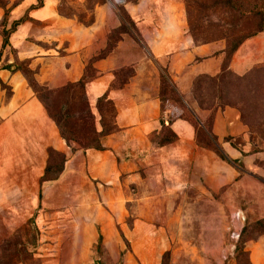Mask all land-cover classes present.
Masks as SVG:
<instances>
[{"label": "crops", "instance_id": "0c3cea01", "mask_svg": "<svg viewBox=\"0 0 264 264\" xmlns=\"http://www.w3.org/2000/svg\"><path fill=\"white\" fill-rule=\"evenodd\" d=\"M38 1L23 0L27 21L23 30L12 32L11 44L3 46L0 37V79L11 88L6 97L0 86V169L7 176L20 177L16 180L17 190L38 189L49 148L67 158L63 177L54 185H61L66 176L79 177L100 189L104 204L94 202L93 206L102 209H124L129 201L141 206L143 201L176 196L188 200L195 186L202 191L220 192L229 185L245 187L251 182L253 161L260 154H251L254 137L245 128L243 135H230L233 127H244L237 113L223 110L213 120L212 133L223 145L229 163L200 140L199 130L211 111L190 98L187 84L200 74L215 73L220 54H216L215 42H194L182 0L124 1L135 29H123L116 39L111 34L122 26L116 1L96 5L90 24L60 14L57 0H42L41 5L32 7ZM33 17L41 21L38 27L47 33L48 45L22 48L23 52L15 56L13 49L30 37V31L25 32L24 28L32 27L29 19ZM16 58L28 59L36 80L53 90L79 81L90 65L93 76L86 83L85 92L98 131L102 130L99 98L107 97L115 110V130L102 137V149L84 150L73 143V151L23 72L3 68ZM165 68L181 96L183 109L174 118L168 116L173 109L163 107ZM184 109L192 117L184 115ZM163 118L169 131L163 130ZM234 160L242 161L246 168L239 169ZM61 187L65 189L64 185ZM66 203L74 207L73 202L61 204ZM106 213L108 216L103 217L104 212H93L94 216L86 221L78 212L59 210L51 216L43 213L39 224L47 228L50 241L46 247L65 246L70 252L63 257L67 264H99L94 248L102 239L105 253L119 261L126 236L116 229L119 221L109 211ZM245 248L251 264H264V234L247 240ZM56 261L58 257H51L52 263Z\"/></svg>", "mask_w": 264, "mask_h": 264}, {"label": "rangeland", "instance_id": "374dc122", "mask_svg": "<svg viewBox=\"0 0 264 264\" xmlns=\"http://www.w3.org/2000/svg\"><path fill=\"white\" fill-rule=\"evenodd\" d=\"M57 1L60 14L83 22L93 20V10L99 4L98 0ZM110 1H116L117 9L120 7V1ZM182 1L190 32L188 10L197 7L194 0H188V3L187 0ZM217 1L224 0H208V6L202 8L204 16L209 19L203 25L206 31L204 37L209 39L218 35L217 31L235 32L239 25L237 19L234 22L231 20L235 9L221 4L216 6ZM22 2L0 0L2 43L5 37L10 43L12 32L23 30L22 25L27 21L28 14H24ZM35 6H39L38 3ZM29 20L32 27L24 28V31H30V37L13 49L15 56L23 52L22 48L28 50L29 46L48 45L45 40L47 33L38 27L41 21L34 17ZM257 23V19L251 18L246 24L247 31L255 30ZM122 27L127 32L131 29L127 24H122ZM213 42L216 43V54H220L219 68L215 73L202 75L200 86L197 76L190 80L187 90L191 99L211 111L202 124L203 128L200 126V140L207 148L221 154L225 162L227 155L224 154V147L212 133L215 116L223 110H231V114L239 115L244 127H233L230 135H243L244 128L253 134L251 154L259 153L260 156L253 161L254 175L245 186L250 190L247 192L239 184L223 187L220 192L202 191L195 186L188 200L176 196L173 199L143 201L141 206H138V202L129 201L124 209H102L101 206H93L94 202L104 204L100 189H94L92 184H86L79 177L66 176L60 183L65 189L59 184L42 187L40 181L37 190L23 192L17 190L16 180L20 177L7 176L5 170L0 169V264H67L63 257L70 252L65 246L46 247L49 240L47 228L39 224V217L43 213L51 216L59 210L78 212L85 221L97 211L104 212L103 217H107L106 211H109L119 221L116 229L126 236L122 239L124 251L120 260L116 262V256L107 255V249L99 239L94 248V257L99 264H250L245 242L264 231V31L245 40L229 58L227 40L221 38L208 43ZM143 51L150 56L147 48H143ZM14 63L30 69L28 59L16 58ZM164 71L161 91L163 107L173 109L168 116L174 118L181 115L183 109L180 107L181 96L170 79L169 71L166 68ZM1 89L6 97L10 95V86L6 84V88L1 86ZM186 113L184 109V115ZM187 115L192 117L189 111ZM223 125L220 126L225 128ZM168 138H171L169 132ZM233 162L239 169L246 168L242 161ZM64 202H73L74 207H68V203L61 204ZM111 242L109 246H112ZM51 257H58V261L52 263Z\"/></svg>", "mask_w": 264, "mask_h": 264}, {"label": "trees", "instance_id": "16d2710c", "mask_svg": "<svg viewBox=\"0 0 264 264\" xmlns=\"http://www.w3.org/2000/svg\"><path fill=\"white\" fill-rule=\"evenodd\" d=\"M103 1L104 0H98L97 3L102 4L104 3ZM124 1L135 2L137 0H123V2L118 3V6H120L118 11L122 19V24H127L131 27V29H135V24L129 17L124 7ZM207 2L208 0H194V4L197 8L191 7V9L188 10L190 33L196 44H205L213 40L225 38L229 43L227 47V57L229 58L238 50L240 45L245 40L255 36L259 32L264 31V0H224L217 1L215 5L217 6L221 4L222 6H231L235 9V15L231 17V20L234 22V20L236 21L237 19V22L239 23L238 29L232 33H228L227 31H217L219 34L210 39L208 37H204L206 31L203 25L205 22H208L209 19L208 16H204L202 8L208 6ZM41 4L42 0H39L38 5ZM32 7H35V5ZM251 18L258 20L257 27L255 30L247 31L246 24ZM80 22L83 24H90L93 20L89 22ZM123 29V27H120L119 29L113 31L111 37L116 39V34L121 33ZM7 43L8 39L5 37L3 46ZM3 68L14 71L20 70L23 72L34 93L45 105L50 117L55 120L61 136L65 139L67 144L72 147L73 151L76 150L75 146L72 145L73 143L78 144L84 150L89 148H103L101 142L102 137L115 130V110L112 102L108 100L107 97L103 96L99 98L97 107L102 115V130L98 131L96 127V118L91 111L85 92L86 83L93 76V71L90 65L87 66L83 77L79 81L68 83L64 87L54 90L40 84L35 78L34 70L31 68L29 69L16 63L6 64ZM202 75L205 76V74L197 76L198 86L201 84ZM0 84L2 88H6V84L1 79ZM161 122L163 130L169 131L166 126V120L163 118ZM66 161L67 158L64 153H61L53 148L49 149V158L45 168V173L41 178L42 187L46 186V184L48 186L50 184H56L61 180ZM262 234H264V231L259 233L257 237L251 239H257Z\"/></svg>", "mask_w": 264, "mask_h": 264}, {"label": "built area", "instance_id": "2783aa9c", "mask_svg": "<svg viewBox=\"0 0 264 264\" xmlns=\"http://www.w3.org/2000/svg\"><path fill=\"white\" fill-rule=\"evenodd\" d=\"M119 1L122 2L123 0H118V2H119Z\"/></svg>", "mask_w": 264, "mask_h": 264}]
</instances>
